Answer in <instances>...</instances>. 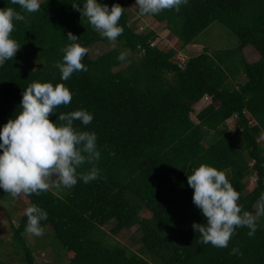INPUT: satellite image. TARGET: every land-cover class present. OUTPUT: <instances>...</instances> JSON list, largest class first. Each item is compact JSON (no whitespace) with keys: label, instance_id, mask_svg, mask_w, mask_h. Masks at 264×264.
Segmentation results:
<instances>
[{"label":"trees","instance_id":"trees-1","mask_svg":"<svg viewBox=\"0 0 264 264\" xmlns=\"http://www.w3.org/2000/svg\"><path fill=\"white\" fill-rule=\"evenodd\" d=\"M100 2L125 8L119 20L123 33L115 42L95 31L73 8V0H44L35 13L25 12L11 0H0V8L12 7L25 16L14 22L12 33L21 48L0 67V128L20 111L23 91L31 83H63L72 91V101L49 118L55 122L60 113L87 109L93 121L84 126L77 120L74 126L94 131L101 153L95 162L98 176L87 184L78 181L58 193L49 188L16 198L0 189L1 202L17 201L10 212L18 219V225L12 224L11 244L20 264H36V251L25 231V209L32 204L48 213L41 222V236L45 245L64 251V264H264V215L257 219L254 236L242 227L227 247L203 244L192 225L206 220L193 203L194 189L187 181V174L201 164L212 165L223 170L240 193L243 211L255 214L260 206L264 0H188L179 11L166 9L144 16L136 7L133 15L138 19L133 24L132 11L124 1ZM147 19L157 27L141 30ZM215 22L231 31L239 41L237 47L205 48L183 65L173 59L176 50L160 47L164 31L186 48L197 44L199 35ZM68 32L77 35L84 47L113 48L96 58L84 57L88 71L74 72L61 81L55 65L62 62V49L71 43ZM249 48L257 53L254 61L245 56ZM122 52L125 59L119 60ZM206 96L211 103L197 114L196 123L191 114ZM231 119L238 134L228 126ZM91 167L85 164L77 171ZM250 177L256 178V186L249 191ZM17 208L22 210L19 215ZM133 228L140 232L139 239H133L140 244L137 250L115 239ZM63 256H58L61 262ZM0 264L7 263L0 259Z\"/></svg>","mask_w":264,"mask_h":264},{"label":"clouds","instance_id":"clouds-1","mask_svg":"<svg viewBox=\"0 0 264 264\" xmlns=\"http://www.w3.org/2000/svg\"><path fill=\"white\" fill-rule=\"evenodd\" d=\"M188 0H135L139 14L157 15L163 10H180ZM27 13L41 10L40 0H11ZM82 5V6H81ZM72 6L82 18L102 37L115 42L123 33L119 20L125 8L119 4L109 7L100 0H73ZM25 16L12 7L0 8V67L16 56L21 45L12 37L14 22ZM71 43L63 51L62 62L55 65L61 73V81L70 79L74 72H87L82 63L89 50L82 46L79 37L68 32ZM119 60L125 59L122 52ZM73 93L63 83L33 82L22 94L20 111L0 128V189L13 198L21 195H39L50 187L72 188L78 181L87 184L97 178L99 169L95 162L101 153L94 131L79 130L75 121L89 125L94 116L87 109L60 113L55 122L49 117L61 105L72 101ZM204 99L211 103V98ZM85 164L92 165L87 172L78 173ZM55 181H58L56 183ZM188 185L194 189L193 203L200 209L206 223L194 222L192 227L202 237L201 243L224 248L238 228L247 227L254 236L257 219L264 215V193L259 197L255 214L243 211L239 204L240 193L233 187L223 170L209 164H201L190 175ZM25 231L37 237L44 234L42 221L48 213L32 204L25 209ZM235 252V249H233Z\"/></svg>","mask_w":264,"mask_h":264},{"label":"rangeland","instance_id":"rangeland-1","mask_svg":"<svg viewBox=\"0 0 264 264\" xmlns=\"http://www.w3.org/2000/svg\"><path fill=\"white\" fill-rule=\"evenodd\" d=\"M44 0H40L42 2ZM124 1L125 5L128 6L129 10H131L132 19L131 24L134 23L135 20L138 19V16L135 14L133 15V11H135V8L137 7L135 5V0H122ZM145 24V22H144ZM141 25L140 29L144 30L148 25H151L152 28H156L157 24H154L151 20H146V25ZM159 29L158 31H160ZM197 44H192L189 47L182 48L181 43L176 39L172 40L170 37H168V32L164 31L162 32V37L159 41L160 47L169 50L174 49L176 50V55L173 58L175 62H178L180 64H184L187 59L190 57H193L195 55H198L203 52L205 48H208L210 51L213 50H226V49H233L239 45L238 39L231 33L229 29L224 27L219 22L213 23L205 32L199 35L197 38ZM113 48L112 46L107 45H96L91 48H88L89 52L85 55L86 58H96L99 55L103 54L104 52L110 50ZM245 56L248 59V61H254L257 59V53L252 48L246 49ZM126 66V65H125ZM124 67V66H123ZM116 68V69H120ZM210 102L206 99H202L201 102H199L196 106H194L193 112H192V118L197 123V114L201 112L207 105H209ZM228 126L230 129L233 130L235 134H238L236 130V122L234 119H231L228 121ZM209 140V139H208ZM238 141V140H237ZM239 142V141H238ZM58 183V181H55ZM248 183V190L254 189L256 186V178L250 177L247 179ZM54 192L57 188L50 187ZM61 189H58V192H60ZM12 202H1L0 206L3 207V211L0 214V242L2 241V246L0 247V259L3 261V263L7 264H20V258L17 256L12 249V242H13V230H12V224L14 226L18 225V219H16L13 215L10 214V212H13V208L17 205L16 199L11 200ZM22 213V210H19L17 208L16 214L19 215ZM146 216L149 217L150 213H146ZM14 218V220L12 219ZM13 220V221H11ZM51 235V233H50ZM52 236V235H51ZM140 237V232L137 228H133L131 231H125L121 235L115 236L116 241H119L120 243H123L125 246L132 248L133 250H137L140 247L139 243L133 242L134 240H138ZM40 239H36V237L32 234L29 235L30 243L34 246V249L36 251V264H64L67 260L66 256H63L64 251L60 250V252H57V246L51 243H47L45 245V238L42 236L39 237ZM57 247V248H56ZM63 256V262H61L60 257Z\"/></svg>","mask_w":264,"mask_h":264}]
</instances>
